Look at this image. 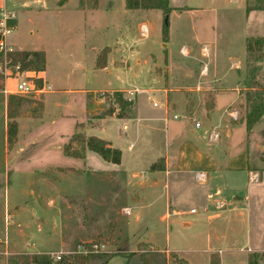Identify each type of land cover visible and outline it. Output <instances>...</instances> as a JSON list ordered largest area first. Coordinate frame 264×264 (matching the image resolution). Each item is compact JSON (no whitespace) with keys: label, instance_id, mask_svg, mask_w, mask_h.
I'll use <instances>...</instances> for the list:
<instances>
[{"label":"rangeland","instance_id":"1","mask_svg":"<svg viewBox=\"0 0 264 264\" xmlns=\"http://www.w3.org/2000/svg\"><path fill=\"white\" fill-rule=\"evenodd\" d=\"M186 1L171 0L169 12L164 13L160 9L125 8V0H66L64 3L60 0H0V10L10 15L13 13L10 19L11 32L7 36L8 44L13 50H42L45 54L43 77L53 83L52 87L42 82L49 85L50 90L35 96L28 95L30 98L26 97L27 101L19 107L14 118L17 115L26 117L35 112L38 109L34 104L38 102L36 99L53 88L68 91L88 89L89 94L94 93L105 100V108L107 103L112 102L110 99L113 98V91H99L100 89L153 88L151 91L132 92L129 97L141 109L155 112L159 110V106H152L151 101L152 98H162L163 76L167 75L172 87L194 85L200 67L206 64L209 76L200 77V80L210 79L211 83L208 85L225 89L215 93V107L210 113V120L205 119L204 125L196 132L191 131L187 119L181 118L183 112L177 110L178 116L186 121L183 136L192 141L201 140L205 148L207 144L213 146L217 156L224 154L231 157L246 153L250 161H253L256 149L258 159L264 161V113L250 130L245 126L251 101L264 112V10L258 8L264 5V0H191L195 5L206 6L196 11H181V8L174 7L175 4ZM142 23L148 29L145 36L139 32V25ZM165 25L166 36L163 32ZM249 38L258 39L259 46L253 45L252 50L246 51ZM161 44H167V48H163ZM182 45L189 48V56L179 50ZM203 48L206 49V54L203 53ZM98 60L103 63L102 66H97ZM235 60L241 61L240 70L229 69L231 62ZM7 62L2 60L0 63L3 66ZM37 75L38 72L33 71L8 75L7 88L15 87L21 78L35 83V79L39 78ZM235 86L240 88L241 103L236 102L238 93L233 90ZM126 90L121 91L124 98L128 95ZM204 92L206 91L202 93ZM247 93L251 95L249 102ZM64 95L67 97L64 101L67 105L76 96L73 93ZM231 102L235 103L225 109L224 106ZM132 108L133 103L127 114ZM192 108L191 112L195 110ZM199 108L203 112L207 111ZM229 111H237V118H229ZM106 116L109 115L88 116L86 119L81 117L75 121L74 131L71 128L72 122L65 120L60 129L51 131L50 139H61L59 134L63 133L66 143L69 144L68 150L63 148L67 156L59 157L56 154L54 159L62 158L66 165L80 168L82 164L74 155L83 156L86 147L82 146L80 140H70V137L73 133L86 136L87 127L90 124H100L97 118ZM181 119L170 118L167 128L169 137L172 135L170 129L173 122ZM82 121L83 124H79ZM228 121L233 122L232 126H227ZM1 122L2 115L0 264H14L12 257L3 262L5 248L11 252L57 249L59 234H49L48 230L52 225L57 227L60 221H68L70 226L67 229L72 233L76 229L82 235H88L81 238L70 236L71 240L65 242L63 249L57 253L62 256L75 252L84 255L91 253L86 264H182L179 257L188 264H246V255L241 250L247 256L253 252L246 248V243L239 242L234 244L235 249L221 253V262L220 249L217 248L232 245L235 242L233 239L241 236L240 228L232 225L228 229L229 226L222 221H208L205 218L207 212L190 196L192 185L186 189L176 188L183 193L180 192V198L176 196L177 201L174 204L185 213L171 214L161 220L157 212L160 210L164 213V207L161 211L164 200L162 204L157 202L152 208L141 211V203L134 202L141 200L140 189L130 190L121 174L115 185L106 172L111 168L94 152H90L93 157L90 163L92 172L67 174L55 183L42 184L33 172L28 171L45 164L42 147H22L23 150L13 156L15 152H12L11 145L8 146L7 153L1 136ZM229 127L231 133L227 135L226 129ZM103 129L115 134L119 126L110 122L108 125L103 124ZM212 130L219 134L216 141L207 138L208 131ZM99 131V134H104ZM197 135L200 137L195 139ZM133 137L134 135L125 138V142L120 144L124 147L125 160L126 156L136 150L144 155V159H136L129 164L139 172L141 164H146L153 158L156 160L162 154L164 136L159 134V129L149 138L141 131L134 150L127 151V142H131ZM114 138L113 135L110 139L112 143ZM147 142L148 146L145 145ZM54 153L51 150L50 154ZM6 161L10 167L7 179L9 202L12 205L22 204L23 208L13 216L11 206L7 207L4 219L1 186L7 180L1 173ZM200 172L204 171L196 173ZM205 178L206 173L201 182ZM78 195L82 198L79 199ZM153 197L154 195L147 197L145 202L153 200ZM50 198L56 203L48 207L46 202ZM85 199L91 201L87 202ZM66 200L70 203L68 208H65ZM121 206L125 207L121 209ZM190 207L197 212L190 213ZM138 212H142L143 216L139 217ZM8 214L13 217H7ZM186 220L191 222L190 225H183L182 222ZM251 233V238H254V232ZM5 235L6 240H9L6 245L2 242ZM146 238L149 241L143 240ZM89 243H102L104 246L97 250L86 249L89 248ZM208 249H217L209 253H214L215 257H208Z\"/></svg>","mask_w":264,"mask_h":264},{"label":"crops","instance_id":"2","mask_svg":"<svg viewBox=\"0 0 264 264\" xmlns=\"http://www.w3.org/2000/svg\"><path fill=\"white\" fill-rule=\"evenodd\" d=\"M190 1L187 0L186 2L175 4L174 7L181 8V11H196L198 9L201 10L206 7L200 6L199 3V5H195L194 2ZM168 3L170 5L171 0H168ZM166 43L168 44V40H166ZM167 44H161V46L166 49ZM179 50L185 56L190 55L189 48L185 45H182ZM205 51L206 49L203 48V53L206 54ZM241 68L242 66L240 60L231 62L229 66V69L240 70ZM43 74L44 70L38 72L37 77L41 78L42 82H46L53 87V83L47 78L43 77ZM207 76H209L208 69L206 64H204L199 69L197 80L194 85L191 84L190 86L178 88L172 87L167 75H165L163 76L164 87L161 94L162 98H152L151 101V103L153 101L157 102L156 106H159L158 111L151 112L143 110L141 109V107H138L137 102L133 101L132 99L133 108L131 112L127 114V117L118 118L115 115H109L106 116V118H97V122L100 121V124H90V126L87 127L88 133H86V135L98 136L99 138L106 140L110 146L116 147L121 150L120 163L114 164L104 159L102 160L107 163V167L111 168L106 172L109 173V179H112L115 182V185H117L118 176L119 174H121L125 179V185L129 187L130 190L132 188L140 189L139 194L141 195V200L137 201L135 199L136 201L134 202L141 203V211L144 209L146 210L152 208L154 205H156L155 203L157 202H160L162 204L164 200V206H161V211L164 207V213L160 212V210H158L157 212L161 220L165 216L170 217L171 214L183 213L184 211L178 210L174 204L175 200L177 201L176 196L180 198L179 195L183 193L181 190H177L176 188L181 187L186 189V187H190V185H192L190 196L192 198H195L199 203L198 205L207 212L205 218H207L208 221H222V223H226L229 226L228 229H231L232 225L239 227V232L241 234L240 238H234L233 240L235 242H233L232 245L229 244L227 247L221 248L219 246L217 248L220 249L219 257L222 262L221 253H224V250L231 251L235 249L234 244L239 242L246 243V248L248 247L253 252L264 251V246H262L264 242V161L258 159L255 144V154L253 156V161H250V158L246 153L231 157L224 154H219L217 156L215 152L216 149H213V146L210 147L207 144L205 148L201 140L197 139L200 136H195L194 138L197 139L195 141H192L189 138L187 139L183 136L182 133L184 132V124L186 123V121H183L182 119H187L188 123L190 124L191 131L196 132L197 129L201 128L204 125V122L210 120V113L213 110V107H215V93L222 92L225 89L224 87L208 85L211 83L210 79L206 78L200 80V77ZM5 86L8 87L6 82ZM133 88H137L138 91L153 90V88ZM119 89L120 91H123L128 88L117 87L111 89H100L99 91H116ZM154 89L157 91L159 90V88ZM239 89V86H235L233 88V90L238 93L236 102L241 103L242 98ZM203 91L206 92H204L203 94ZM67 93L76 94V96L73 97V100L71 101L72 103L70 102L68 105L64 102L67 100V97L64 94ZM0 94L2 95V97H0V114L2 115L1 136L4 143V149L8 153V146L12 145L11 149L12 152H15V154H13L14 156L17 155L16 153H20L24 147L29 146L30 148L36 149H40L42 147L41 149L45 153V164L37 168L28 169L29 172H33L34 176L40 179L42 184L46 183L47 185H49L55 183L56 181H59L60 178L65 177L67 174L80 175L83 171H93L92 166L90 165L91 161H93V157L92 155H90V152L94 151L89 150L88 148H85L83 156L74 157L82 164L80 168L66 165L64 161L61 160L62 158L54 159L56 154L59 157L67 156L63 151V148L67 145V139H65L63 133L59 134V132L58 134L60 135L61 139H50L49 133L55 129H60L59 127L61 123L64 124L65 120H69L72 122L71 128L72 131H74L75 121L77 119H80L81 117L86 119L88 116L93 117L102 112L105 108V100L102 97L96 96L94 95V93L89 94L88 89L68 91V89L55 88L39 96L37 99L35 97H32L38 100V102L34 103L38 109H36L35 112H32L29 116L21 117L20 115H17L14 118L17 122V128L15 135L12 138L13 140L9 142L7 134L8 117L6 112L8 94L3 93L2 91H0ZM234 103L231 102L226 104L224 106L225 109L230 108L229 106ZM191 107H193L192 110L195 108V110H193L192 112ZM199 107H202L203 110L206 109L207 111L203 112ZM178 109L183 112V116L181 117L182 119L177 114ZM76 113H78V115H76ZM174 114L177 115L175 119L181 120L173 122L170 129V131H172V135L169 137L167 128L169 126V120L171 117L174 118ZM193 117L200 120V127L196 128L194 126ZM228 117L231 118L230 116ZM53 118H56V120L53 121ZM205 119L207 120L204 121ZM83 122L84 121L79 122V124H83ZM110 122L113 125L116 123L119 126L118 132H116L115 134L108 131H103V124L105 125V123H107L108 125ZM228 122L229 124L227 126H232L233 122ZM161 125L164 128L163 131ZM158 129L159 134L162 133V135L164 136V151L156 160H153V158L146 164H141V170L137 172V170H135L133 167L131 168L129 164L133 163L136 159H144V155L136 150L128 156L129 158L126 156L125 160V156L123 154L124 147L121 146L120 143H124L125 138L134 135L133 140L131 142H127L128 144L126 143L127 151H133L135 148L134 146L137 143V136L141 134V131H144V134H146L147 138H149ZM99 130H101L104 134H99ZM209 133L210 131H208L207 133V138ZM226 133L227 135H230V127L226 129ZM113 135L115 136L114 143H112V141L110 140ZM145 145L148 146L149 142H147ZM51 150L55 153L50 154ZM139 150L141 151V146ZM161 159H163L161 168L151 169V165L155 162H159V160ZM82 166H85V168ZM199 171H204L206 173L204 182L197 181L195 179L194 175ZM9 173L10 167L8 166L6 161L1 174L3 175L4 179L7 180L9 177ZM33 173H31V175H33ZM7 184L8 180L7 183L4 181L3 186H1L3 187L2 209L4 219L6 217L7 207L11 206V214H13V216H15V214H17V212L21 208H23L22 204H10ZM153 195V200L150 199L146 203L145 199L147 197H152ZM77 197L79 199L82 198L81 196L79 197V195ZM86 201L90 202L91 199H88ZM218 202L223 204V207L220 209L216 207V203ZM55 203L56 201L51 198L46 202L48 207L55 205ZM69 204L70 203L66 200L65 208L70 207ZM124 207L125 206H121V209H123ZM140 215L142 217L143 213L138 212L139 217ZM9 216L10 214L7 215V217ZM138 216L136 217L138 218ZM12 222H15V220H13ZM182 223L183 225H190L191 222L186 220ZM68 226H70L68 221H60V224L57 227L52 225L48 230L49 234L54 232H57L59 234V247L57 249L11 252L4 247L5 251L3 254V262H6L9 257H12L14 258L15 264V256L20 253H57L63 249L65 242L71 240L70 236H73L72 238H81L88 235L87 234L86 236H84L82 235V232L80 233L76 229L74 231L75 233H72V231H69V229H67ZM251 232H254V238H251ZM143 240L149 241L147 238ZM8 241L9 240H6L5 235V238L2 241L3 244L6 245ZM241 248H244V246ZM217 249H208V257H212L214 253H211V255H209V253L215 252ZM168 250L170 249L168 248ZM241 251L244 252V255H246L247 258V254L245 253V251Z\"/></svg>","mask_w":264,"mask_h":264},{"label":"trees","instance_id":"3","mask_svg":"<svg viewBox=\"0 0 264 264\" xmlns=\"http://www.w3.org/2000/svg\"><path fill=\"white\" fill-rule=\"evenodd\" d=\"M66 0H60L64 3ZM125 7L129 9H160L164 13H168L170 6L168 0H125ZM264 10V5L258 7ZM164 36H166V25L164 27ZM259 46L258 39L249 38L246 44V51L252 50L254 46ZM7 60L9 64L18 65L20 71H33L39 72L44 70L45 65V54L42 50H13L8 51L5 55L0 52V61ZM100 63V64H99ZM103 63L100 60L97 61V66H102ZM35 84L38 86L42 85L40 78L35 79ZM113 98L110 99L112 102L107 103L106 108L96 117H101L104 115H115L118 118L127 117V110L132 104L131 100L124 98L121 91H113ZM109 97V95H108ZM247 101H251V95L247 93ZM27 101L25 95L19 94H8L7 97V117L9 118L7 122V134L8 140H11L15 135L17 122L14 119L19 107ZM264 112L260 107L251 101L249 104V111L246 113L245 126L247 130H250L254 123L261 117ZM80 140L83 147L88 148L99 154L102 159L109 161L114 164H118L121 161V150L110 146L109 143L99 138L95 135H82L80 133H75L70 137V140ZM65 149H69V144L65 146ZM75 154V153H74ZM77 155V154H76ZM74 155V156H76ZM161 163L155 162L151 165V169L158 168L162 166ZM91 254V253H90ZM90 254L84 255L81 253H73L68 256L60 255L59 260H54L49 252H30V253H20L15 256V264H86L87 257ZM129 253H126L128 255ZM212 257H215L214 255ZM182 264H188V262L182 258ZM218 264V263H217ZM246 264H264V252H252L247 256Z\"/></svg>","mask_w":264,"mask_h":264},{"label":"built area","instance_id":"4","mask_svg":"<svg viewBox=\"0 0 264 264\" xmlns=\"http://www.w3.org/2000/svg\"><path fill=\"white\" fill-rule=\"evenodd\" d=\"M13 16V13L10 15L8 12L4 11V10H0V52H2L4 55L6 52L8 51H13L12 47L8 44L7 42V36L8 34L11 32V24H10V19ZM147 26L146 24L142 23L139 25V32L140 35L145 36L147 34ZM4 61L7 62V60H5V58H3ZM2 62V61H0ZM23 72H26L25 70L20 71L19 66L18 65H12L9 64V62H7L5 65L2 66V63H0V91H2L3 93H13V94H19V95H38L40 93H43L47 90H50V86L47 84H43L41 86L36 85L35 83L31 82L29 79L26 78H21L15 87L9 89L5 86V82L7 80V76L17 73V74H21ZM128 95L126 96V98L128 100H131V98L129 97V95L132 92H138L137 88H133V89H129L125 91ZM153 106L157 105L156 101L152 102ZM227 114L231 117V118H237V111H229L227 112ZM174 118L177 117L176 114L173 115ZM193 122H194V126L196 128L200 127V120L198 118L193 117ZM219 138V134L217 131L212 130L210 131L209 135H208V139L210 141H216ZM205 177V173L204 172H200V173H196L195 174V179L198 181H203ZM223 204L218 202L216 203V207L217 208H222ZM190 213H195L197 212L195 208H190L189 209ZM104 245L102 243L97 244V243H89V248L86 249H90V250H97L99 248H102ZM77 253V252H76ZM54 260H59L60 259V253H53L51 254Z\"/></svg>","mask_w":264,"mask_h":264},{"label":"water","instance_id":"5","mask_svg":"<svg viewBox=\"0 0 264 264\" xmlns=\"http://www.w3.org/2000/svg\"><path fill=\"white\" fill-rule=\"evenodd\" d=\"M165 22H166V19H165Z\"/></svg>","mask_w":264,"mask_h":264}]
</instances>
